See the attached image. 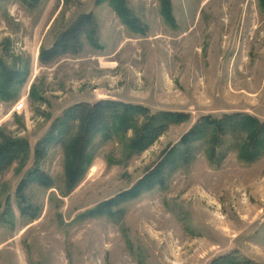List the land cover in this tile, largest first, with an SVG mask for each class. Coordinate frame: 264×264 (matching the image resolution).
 Masks as SVG:
<instances>
[{"label":"rangeland","instance_id":"1","mask_svg":"<svg viewBox=\"0 0 264 264\" xmlns=\"http://www.w3.org/2000/svg\"><path fill=\"white\" fill-rule=\"evenodd\" d=\"M170 3L167 18L159 0H125L140 33L108 2L40 0L27 8L0 0V61L20 72L10 100L0 94V144L29 146L27 159L0 173V264H264V150L242 161V133H217L214 159L212 142L194 141L185 162L161 170L162 185L113 204L109 216L90 213L170 149L182 151L181 138L202 120L238 114L264 123V1ZM76 24L78 50L43 62L40 54ZM108 100L185 118L137 155L129 151L132 130L97 137L92 162L68 191L62 146L50 144L41 159L36 145L67 110ZM36 167L51 187L29 183L21 204L16 189ZM26 207L31 212L21 213Z\"/></svg>","mask_w":264,"mask_h":264},{"label":"trees","instance_id":"2","mask_svg":"<svg viewBox=\"0 0 264 264\" xmlns=\"http://www.w3.org/2000/svg\"><path fill=\"white\" fill-rule=\"evenodd\" d=\"M27 8L35 7L40 0H21ZM264 1V0H259ZM108 2L110 7L116 11L118 18L130 30L143 32L140 29V23L132 16L130 9L127 8L125 0H96V4ZM160 8H163V14L167 18L170 16V0H159ZM88 18V17H87ZM73 32L63 34L51 48L40 54L43 62H51L62 56L69 50L76 52L78 49V38L81 34L80 25L73 27ZM3 62V61H2ZM0 61V94L3 101H9L13 83L20 80V72L12 73L4 63ZM144 115L142 125L135 128L136 118ZM184 117L175 113L160 112L154 116L148 114L147 110L141 107H134L129 104H122L115 101H100L94 105L80 103L64 113L62 119L55 120L50 128L49 133L42 138L36 147V157L43 158L50 144L58 143L63 148L65 187L68 191L73 190L75 185L80 181L84 169L92 162L93 153H95L94 140L98 137L99 141H108L110 136L116 133H124L127 130L134 131L133 139L130 141L129 151L133 155L148 149L155 140L169 128V125L184 121ZM74 129V130H73ZM219 134H238L244 137L236 145L237 155L242 161L250 162L256 158L261 150H264V123L257 122L256 119L249 115H229L222 120L208 122L202 120L195 125L184 137L181 138L182 151L172 148L154 169L149 171L145 176L136 182L131 189L121 193L116 198L105 203L99 204L95 210L90 212L92 215H108L109 209L113 204L122 200L132 199L141 194L142 191L150 190L154 185H162L161 170L168 165L180 160L185 162L186 152L190 151V146L194 141L208 140L210 143V152L213 155L217 145L216 136ZM240 137V136H239ZM29 146L26 140L6 141L0 144V173L13 165L18 159H27ZM177 153V155H175ZM28 178L21 180L16 191L19 194L20 202L25 201L23 189L29 183L38 184L45 188H50L52 180L48 178L38 167L29 172ZM32 207L22 208L21 213H30ZM32 219H35L33 214ZM238 259H232L231 263L226 264H249V262L239 263Z\"/></svg>","mask_w":264,"mask_h":264},{"label":"built area","instance_id":"3","mask_svg":"<svg viewBox=\"0 0 264 264\" xmlns=\"http://www.w3.org/2000/svg\"><path fill=\"white\" fill-rule=\"evenodd\" d=\"M23 107V105L21 103H19L18 105L15 106L14 111L18 112L19 109H21Z\"/></svg>","mask_w":264,"mask_h":264}]
</instances>
